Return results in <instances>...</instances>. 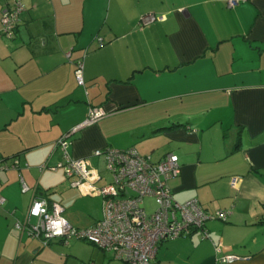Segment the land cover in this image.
Wrapping results in <instances>:
<instances>
[{"label": "crops", "instance_id": "0c3cea01", "mask_svg": "<svg viewBox=\"0 0 264 264\" xmlns=\"http://www.w3.org/2000/svg\"><path fill=\"white\" fill-rule=\"evenodd\" d=\"M228 1L23 0L13 39L0 22V160L18 162L0 172V264H121L91 244L43 247L13 227L33 198L59 203L75 228L101 219L78 206L89 196L75 178L38 170L62 161L55 143L91 107L105 117L69 138L72 158L102 175L97 150L133 148L154 162L173 153L174 199L229 213L208 221V239L196 231L163 243L152 264H264V0ZM145 15L156 21L141 26ZM82 57L83 87L74 76ZM219 245L240 258L220 262Z\"/></svg>", "mask_w": 264, "mask_h": 264}, {"label": "built area", "instance_id": "2783aa9c", "mask_svg": "<svg viewBox=\"0 0 264 264\" xmlns=\"http://www.w3.org/2000/svg\"><path fill=\"white\" fill-rule=\"evenodd\" d=\"M245 0H229L227 8L232 9ZM25 12L23 0H6L1 11V34L11 40L19 26L21 15ZM156 21L153 15H145L140 25L146 26ZM103 45L99 39V46ZM71 52L66 54L69 58ZM74 76L78 86H84V57L74 62ZM105 117L101 108L91 107L86 119L65 133L55 143L62 153V161L56 166L45 162L39 172L48 169H60L67 179L75 178L73 187L82 190L84 195L100 197L102 217L93 226L79 229L73 227L63 216L64 209L59 203L42 198H33L23 219H16L14 229L47 246L53 240L64 244L79 241L94 245L123 264H150L161 241L175 240L200 230L202 239H208L209 233L204 225L210 220L227 221L229 213L216 211L212 214L204 211L196 199L178 202L174 199L168 182L179 176L178 157L168 153L163 159L154 162L150 156L140 155L135 149L117 150L106 148L95 151L102 156L110 180L103 186L97 183L102 179L100 173L92 167L88 159H74L68 153L69 138ZM15 159L11 163L0 160V172L17 169ZM23 193L30 188L19 176ZM239 184L237 178L231 179V186ZM145 199H151L154 209L150 212L144 205ZM5 199L0 197V206ZM35 219V224H33ZM215 252L221 254L219 261L231 263L240 257L222 254V246H215Z\"/></svg>", "mask_w": 264, "mask_h": 264}, {"label": "rangeland", "instance_id": "374dc122", "mask_svg": "<svg viewBox=\"0 0 264 264\" xmlns=\"http://www.w3.org/2000/svg\"><path fill=\"white\" fill-rule=\"evenodd\" d=\"M102 177L104 178V180L102 181L103 183L108 182L110 175L107 174L106 170L102 167ZM105 181V182H104ZM78 206L81 207L83 210H86L87 212H94L96 213L97 210H99V212H101V217H102V201L100 197H95V198H90L86 197L83 198L77 202ZM144 205L147 211H151L152 209H154V204L153 201L151 199H145L144 200ZM33 224H35V219H33Z\"/></svg>", "mask_w": 264, "mask_h": 264}, {"label": "trees", "instance_id": "16d2710c", "mask_svg": "<svg viewBox=\"0 0 264 264\" xmlns=\"http://www.w3.org/2000/svg\"><path fill=\"white\" fill-rule=\"evenodd\" d=\"M165 156H166V155H165ZM199 205H200V203H199ZM200 207H201V206H200ZM201 208H202V207H201ZM202 209H203V208H202ZM203 210H204V209H203ZM204 211H205V210H204ZM207 223H208V222H207ZM207 223L204 225V227H205L206 229H207ZM207 230H208V229H207ZM197 231H200V230H197ZM195 232H196V231H195ZM195 232H193V233H195ZM193 233H192V234H193ZM192 234H191V235H192ZM180 238H181V237H180ZM167 241H171V240L161 241V242L158 244V249H159L160 245H162L163 243H165V242H167ZM60 242H61V241H60ZM40 243H41V242H40ZM83 243H84V242H83ZM50 244H51V242H49L47 246H43V245H42V246H43V247H48ZM86 244H88V243H86ZM93 246H94V245H93ZM98 249H99V248H98ZM103 252H104V251H103ZM104 253H105V252H104ZM156 253H157V252H156ZM109 254H110V253H109ZM111 256H112V255H111ZM155 256H156V255H155ZM112 258H113V257H112ZM154 258H155V257H154ZM113 259H114V258H113ZM114 260H115V259H114ZM153 260H154V259L151 260L150 264H152ZM121 264H123V263L121 262Z\"/></svg>", "mask_w": 264, "mask_h": 264}]
</instances>
